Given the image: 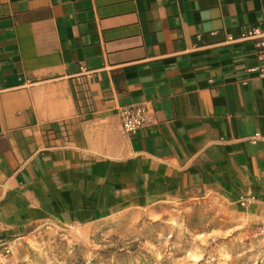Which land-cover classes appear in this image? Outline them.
<instances>
[{"label":"crops","instance_id":"crops-1","mask_svg":"<svg viewBox=\"0 0 264 264\" xmlns=\"http://www.w3.org/2000/svg\"><path fill=\"white\" fill-rule=\"evenodd\" d=\"M254 28L264 0H0V240L202 194L264 216Z\"/></svg>","mask_w":264,"mask_h":264},{"label":"rangeland","instance_id":"rangeland-1","mask_svg":"<svg viewBox=\"0 0 264 264\" xmlns=\"http://www.w3.org/2000/svg\"><path fill=\"white\" fill-rule=\"evenodd\" d=\"M264 216L217 194L129 208L105 222L2 239L0 264H264Z\"/></svg>","mask_w":264,"mask_h":264},{"label":"built area","instance_id":"built-area-1","mask_svg":"<svg viewBox=\"0 0 264 264\" xmlns=\"http://www.w3.org/2000/svg\"><path fill=\"white\" fill-rule=\"evenodd\" d=\"M244 37L257 41V46L259 48L258 58L259 60L264 61V30L259 28L251 29L245 34ZM251 71L264 76V66L260 68H254ZM149 111L150 110L148 106L138 104L122 108L120 112V119L124 134L129 137L135 136L137 132L148 122ZM261 138V134L256 133L251 138V142L256 144ZM251 203L252 202H250V200L241 199L238 201V206H240L242 209H246ZM259 233L264 234V223L259 227ZM0 247H3L6 253L10 252L8 244L2 239L0 240Z\"/></svg>","mask_w":264,"mask_h":264}]
</instances>
